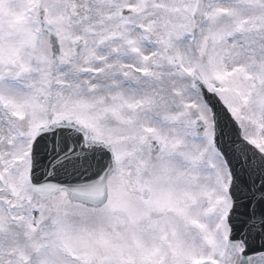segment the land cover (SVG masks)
Masks as SVG:
<instances>
[{"label":"snow or ice","instance_id":"6c2138e0","mask_svg":"<svg viewBox=\"0 0 264 264\" xmlns=\"http://www.w3.org/2000/svg\"><path fill=\"white\" fill-rule=\"evenodd\" d=\"M0 264H264V0H0Z\"/></svg>","mask_w":264,"mask_h":264}]
</instances>
